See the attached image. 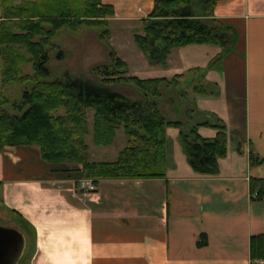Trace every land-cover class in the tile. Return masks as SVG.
Returning a JSON list of instances; mask_svg holds the SVG:
<instances>
[{
	"label": "crops",
	"instance_id": "1",
	"mask_svg": "<svg viewBox=\"0 0 264 264\" xmlns=\"http://www.w3.org/2000/svg\"><path fill=\"white\" fill-rule=\"evenodd\" d=\"M101 2L113 6L109 43L128 74L179 76L161 109L177 118L183 102L216 115L226 126L227 152L218 159L217 174H198L187 162L179 129L167 127L165 177L103 178L94 191L84 192L78 185L81 164L47 163L37 145L6 146L0 152V206L31 228L17 264H252L250 237L264 234V200H253L249 192L251 177L264 178V0H222L215 6L214 17L238 35L235 48L215 67L208 65L221 48L206 43L172 50L165 67L150 65L133 34L154 0ZM194 69L205 70L203 80L216 86L214 94L192 92L200 78ZM197 132L216 135L211 126ZM112 146H89L90 159L115 160L120 149L116 153ZM250 151L262 162L251 166ZM202 235L205 242L198 245Z\"/></svg>",
	"mask_w": 264,
	"mask_h": 264
},
{
	"label": "trees",
	"instance_id": "2",
	"mask_svg": "<svg viewBox=\"0 0 264 264\" xmlns=\"http://www.w3.org/2000/svg\"><path fill=\"white\" fill-rule=\"evenodd\" d=\"M220 1L154 0L147 16L139 20L133 40L147 62L160 67L167 65L168 55L176 48L217 45L221 51L208 65L215 67L235 48L238 38L234 26L214 17ZM113 15V6L101 0H0V152L6 146L37 145L45 162L81 164V176L95 183L103 178H162L168 165L165 131L176 127L190 167L198 174H217L218 159L227 152L224 122L181 101L184 108L178 117L167 116L160 102L168 88L178 85L179 76L140 79L129 75L126 62L109 43L108 19ZM81 26L94 28L106 49V62L91 66L90 79L66 73L53 76L46 63L54 37L64 27ZM26 65L30 73L24 72ZM194 72L200 78L192 92L214 94L216 86L203 80L205 70ZM13 83L25 85L18 101L5 92ZM199 126L215 128L216 135L200 136ZM118 129L123 130L126 144L117 158L91 160L86 137L91 135L95 146L105 147L113 143ZM240 146L236 141V147ZM262 160L250 151L251 166ZM249 192L253 200H264V178L251 177ZM16 228L24 235L31 229L23 220ZM202 237L198 245L205 242ZM249 253L251 259H264V234L250 237Z\"/></svg>",
	"mask_w": 264,
	"mask_h": 264
},
{
	"label": "rangeland",
	"instance_id": "3",
	"mask_svg": "<svg viewBox=\"0 0 264 264\" xmlns=\"http://www.w3.org/2000/svg\"><path fill=\"white\" fill-rule=\"evenodd\" d=\"M116 25L118 26L119 24L115 23L114 26ZM123 25L124 24H121L120 26ZM53 43L54 46L50 50V59L46 63V67L50 70L53 76L59 77L66 73L74 77H86L90 79L91 76L89 69L91 66L95 63L106 62L107 60L106 49L104 45L98 40L94 28L91 27L81 26L76 29L64 27L58 32L57 36L54 37ZM60 53L61 57H58ZM23 70L26 73H30V65L24 66ZM24 86V84L13 83L10 85L9 89H6L5 92L12 101H18L21 98ZM88 115V122L91 128V112H89ZM85 142L88 149L89 146L90 148L97 147L93 144L91 135L86 137ZM122 142L126 144V136L123 133V130L120 129L113 143L111 144L113 145V149L116 150V153L120 149L119 146L122 144ZM0 224L11 227L18 226V223L14 221V219H11L6 210L1 206Z\"/></svg>",
	"mask_w": 264,
	"mask_h": 264
},
{
	"label": "water",
	"instance_id": "4",
	"mask_svg": "<svg viewBox=\"0 0 264 264\" xmlns=\"http://www.w3.org/2000/svg\"><path fill=\"white\" fill-rule=\"evenodd\" d=\"M25 246V235L16 227L0 224V264H17Z\"/></svg>",
	"mask_w": 264,
	"mask_h": 264
},
{
	"label": "built area",
	"instance_id": "5",
	"mask_svg": "<svg viewBox=\"0 0 264 264\" xmlns=\"http://www.w3.org/2000/svg\"><path fill=\"white\" fill-rule=\"evenodd\" d=\"M79 188L84 192L94 191L96 183L91 178L82 177L78 180ZM252 264H264V259H251Z\"/></svg>",
	"mask_w": 264,
	"mask_h": 264
}]
</instances>
